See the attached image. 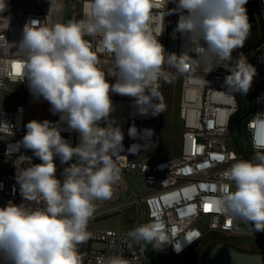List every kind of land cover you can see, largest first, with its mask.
Here are the masks:
<instances>
[{
	"label": "clouds",
	"instance_id": "9594fccd",
	"mask_svg": "<svg viewBox=\"0 0 264 264\" xmlns=\"http://www.w3.org/2000/svg\"><path fill=\"white\" fill-rule=\"evenodd\" d=\"M171 2L175 3L171 11L179 15L173 35L180 33L188 42L180 55L167 52L160 43L162 31L152 27L149 0H89L85 18L78 21L47 23L46 17L24 25L22 39L13 44L23 56L16 63L21 66L17 76L27 81L34 96L50 104V111L59 114L60 120L29 121L25 135L15 143L14 151L23 147L41 161L33 164L29 157L31 165L17 168L16 173L20 195L36 206L10 201L0 207V264H82L78 246L92 236L87 228L96 201L112 197L122 178L117 162L126 157L121 155L123 132L110 120L111 93L134 98L142 115L163 113L162 102L152 103L162 101L159 81L171 82L166 66L179 74L188 72L189 63L183 57L189 52L195 54L189 55L192 63L205 61L207 74L218 67L227 71L222 92L249 93L256 69L243 55L235 62L232 59L250 34L248 0ZM6 10V0H0V13ZM7 28L0 25V32ZM85 36L102 38L103 50L114 57V70L105 72L99 67ZM0 40L7 41L4 35ZM109 76L115 77L114 83ZM61 122L79 133V144L72 146L61 135ZM3 127L12 131L6 122L0 123ZM128 134L135 138L136 127H130ZM152 134L151 129L143 130V137ZM140 147L133 144L127 151L135 154ZM56 158L67 165L63 179L56 174ZM24 159L21 155L17 160ZM226 175L235 190L229 185L221 192L218 211L245 223L249 231L264 232V153L257 152L253 160L236 161ZM127 235L137 245L143 241L153 249L172 244L179 253L183 248L181 240L172 242L159 220L139 225ZM183 241L191 243L188 238ZM96 264H130V260L122 253L101 255Z\"/></svg>",
	"mask_w": 264,
	"mask_h": 264
},
{
	"label": "built area",
	"instance_id": "2783aa9c",
	"mask_svg": "<svg viewBox=\"0 0 264 264\" xmlns=\"http://www.w3.org/2000/svg\"><path fill=\"white\" fill-rule=\"evenodd\" d=\"M151 5L150 16L153 17L152 27L162 31L158 37L165 50L169 53L180 55L188 49L187 40L180 33H175L179 15L172 12L175 3L167 0H149ZM89 0H6L7 10L0 13V25L5 29L0 32L6 40H0V123H8L12 131L7 127L0 128V207L6 206L10 201L14 204H29L19 192L16 183L17 168H26L41 161L26 154V149L21 147L14 151L15 143L23 138L26 133V124L29 121L49 120L58 122L59 114L50 111L47 103L36 115L34 110V96L25 80L22 82L14 69V65L23 59L20 52L13 44L18 45L22 39L24 25L30 19L47 23H64L66 7L69 5L73 10L79 9L80 17L77 21L85 18L86 5ZM261 13L249 10L247 14L251 25L250 34L242 48H237L232 53L233 62L241 55L246 59L254 54L250 63L256 69L252 88L244 96L252 98L251 112L244 120V131L248 151L234 152L230 146L232 139V120L240 111L239 92L224 93L223 82L228 74L223 67H218L210 73L205 72V61L192 63L195 56L183 57L189 63V71L184 74L177 73L175 68L166 70L169 76L181 80L180 118L183 122L182 148L180 156L160 162H152L156 151L160 130V113L153 115L151 111L146 115L139 113L134 98L111 93L114 110L110 114V120L114 126H119L123 132V157L117 162L121 168L122 178L114 186L113 195L110 199L96 201V212L89 221L87 230L92 233L86 242V254L84 264H96L98 256H111L123 254L130 260V264H154L149 253L142 244L137 245L128 237V232L114 229L97 230L92 227L98 222L111 216L120 214L135 206H142L144 210V224L153 220H159L163 224L166 234L175 243L181 240L182 251L177 253L172 244L161 248L166 257L180 260L187 256L193 248L197 247L208 235H213L217 240H240L246 238L247 233L240 230V221L230 220L218 211L217 199L221 192L234 184L228 180L226 172L233 163L238 160H253L257 152L264 153V0H258ZM170 13V14H168ZM9 18V24L8 19ZM261 21L262 36L254 38L253 30L257 22ZM93 51L100 61L99 67L108 72L114 70V57L103 50L100 36H85ZM257 40H260L258 43ZM203 43V42H202ZM253 43L257 46L253 48ZM110 83L115 82V77H107ZM7 83L21 84L25 91V101L10 108L4 107V91ZM164 80L159 81L157 92L162 97ZM157 99L152 103H161ZM255 125V126H254ZM101 126H105L102 122ZM135 126L138 135L133 138L128 132ZM61 135L72 146L79 144V133L70 130L64 123H60ZM151 129V137H143V130ZM14 133V135L12 134ZM8 138L2 143V138ZM140 145V150L133 154L127 149L133 145ZM151 149L147 156L143 150ZM24 155V160H17ZM57 176L63 172L67 165L61 164L56 158ZM141 176L144 179L145 194H139L130 182V177ZM211 205L209 211L204 210V205ZM42 206V205H41ZM184 238L191 243L183 241ZM216 240V241H217ZM94 244H101L100 250L93 248ZM131 244V247L129 245Z\"/></svg>",
	"mask_w": 264,
	"mask_h": 264
},
{
	"label": "rangeland",
	"instance_id": "374dc122",
	"mask_svg": "<svg viewBox=\"0 0 264 264\" xmlns=\"http://www.w3.org/2000/svg\"><path fill=\"white\" fill-rule=\"evenodd\" d=\"M80 7L73 10L69 5L66 7L65 22L69 20H76L80 17ZM254 59V54H250L247 57V61L251 63ZM171 82L164 81V88L162 94V104L163 113H160V130L159 139L156 151L152 157V162H160L164 160H169L180 156L182 148V134H183V122L180 118V102H181V80L176 79L173 76H169ZM240 108L248 112L252 100L249 96L238 95ZM25 101V91L21 84H10L7 83L6 89L4 91V107L10 108L16 104H22ZM47 101L43 97L36 98L34 102V110L36 115H41L40 111L47 105ZM34 120V119H33ZM242 135L239 137L238 133L234 132L230 142L232 150L236 153L247 152L248 145L246 142V134L244 131V122L241 125ZM8 138H2V143H6ZM151 149L143 150V155L147 156ZM26 154L35 157L31 150L26 149ZM58 177L63 179L62 173L58 174ZM130 182L133 187L139 192V194H145L146 189L144 188V179L141 176L130 177ZM144 210L142 206H135L130 208L120 214L111 216L104 220L94 222L92 227L97 230L101 229H114L117 231L129 232L135 227L144 224L143 218ZM243 230H245V223H243ZM255 238L251 239V244L257 249H262L264 245V232H255ZM205 238L203 245L199 247V251L206 254L210 249H212L218 243H227L229 240L225 238H219L217 241ZM143 248L149 253L154 264H163V257L166 255L161 251V249H153L151 244L144 245L141 242ZM101 244H94L93 248L96 250L102 249ZM80 255L83 257L82 264H84V258L86 254V243L78 246ZM240 250V249H239ZM245 251V250H241ZM190 256L188 255L187 258Z\"/></svg>",
	"mask_w": 264,
	"mask_h": 264
},
{
	"label": "water",
	"instance_id": "95a60500",
	"mask_svg": "<svg viewBox=\"0 0 264 264\" xmlns=\"http://www.w3.org/2000/svg\"><path fill=\"white\" fill-rule=\"evenodd\" d=\"M251 109L237 122V131L241 132L242 122L248 117ZM196 264H264V253L241 251L230 244L218 243Z\"/></svg>",
	"mask_w": 264,
	"mask_h": 264
},
{
	"label": "trees",
	"instance_id": "16d2710c",
	"mask_svg": "<svg viewBox=\"0 0 264 264\" xmlns=\"http://www.w3.org/2000/svg\"><path fill=\"white\" fill-rule=\"evenodd\" d=\"M247 6H248V8H249V10H256L257 11V13L258 14H260L261 13V7L259 6V3H258V0H248V3H247ZM262 29H263V27H262V24H261V21H259V22H257L256 24H255V26H254V30H253V36H254V38L256 39V38H258V36H259V34L262 36ZM257 42L259 43L260 42V40H257ZM257 46V44L256 43H253V48H255ZM251 100H252V98H251ZM246 114V111L245 110H243V109H241L240 108V111H239V113L233 118V120H232V132L234 133H238L237 135H239V137L242 135V134H239V132L237 131V122H238V120L242 117V116H244ZM244 122V121H243ZM205 238H208V239H210V240H215L216 238L213 236V235H208V236H206ZM210 251V250H209ZM208 251V252H209ZM207 252V253H208ZM205 255V254H204ZM203 255V256H204Z\"/></svg>",
	"mask_w": 264,
	"mask_h": 264
},
{
	"label": "flooded vegetation",
	"instance_id": "af4514ba",
	"mask_svg": "<svg viewBox=\"0 0 264 264\" xmlns=\"http://www.w3.org/2000/svg\"><path fill=\"white\" fill-rule=\"evenodd\" d=\"M204 240H202V242L195 248L192 249V251L188 254L190 257L187 258V256H185L184 258H181L180 260H174L172 257H163V264H196L202 257H203V252L199 251V247H201V245H203ZM240 240H233L230 241L229 244L232 245L233 247L240 249V250H245L247 251V246H241L239 244ZM249 252V251H248Z\"/></svg>",
	"mask_w": 264,
	"mask_h": 264
},
{
	"label": "crops",
	"instance_id": "0c3cea01",
	"mask_svg": "<svg viewBox=\"0 0 264 264\" xmlns=\"http://www.w3.org/2000/svg\"><path fill=\"white\" fill-rule=\"evenodd\" d=\"M242 228H243V222L240 221V230L247 233L248 236L246 238L240 239L239 244L243 247L247 246V249H246L247 252L249 251V252H253V253H264V245H263L262 249H257L255 246H253L251 244L250 240L255 238V236H254L255 231H249L248 226L246 224H245L246 229L243 230Z\"/></svg>",
	"mask_w": 264,
	"mask_h": 264
},
{
	"label": "snow or ice",
	"instance_id": "6c2138e0",
	"mask_svg": "<svg viewBox=\"0 0 264 264\" xmlns=\"http://www.w3.org/2000/svg\"><path fill=\"white\" fill-rule=\"evenodd\" d=\"M14 69H15L16 73L19 74L20 71H21V66L19 64H15L14 65ZM210 209H211V205H209V204H205L204 205V210L205 211H209Z\"/></svg>",
	"mask_w": 264,
	"mask_h": 264
}]
</instances>
